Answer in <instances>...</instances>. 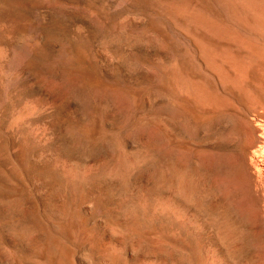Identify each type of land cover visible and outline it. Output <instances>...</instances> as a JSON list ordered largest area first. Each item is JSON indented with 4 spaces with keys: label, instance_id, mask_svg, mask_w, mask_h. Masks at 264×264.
I'll return each instance as SVG.
<instances>
[{
    "label": "rangeland",
    "instance_id": "rangeland-1",
    "mask_svg": "<svg viewBox=\"0 0 264 264\" xmlns=\"http://www.w3.org/2000/svg\"><path fill=\"white\" fill-rule=\"evenodd\" d=\"M0 264H264V0H0Z\"/></svg>",
    "mask_w": 264,
    "mask_h": 264
},
{
    "label": "bare ground",
    "instance_id": "bare-ground-1",
    "mask_svg": "<svg viewBox=\"0 0 264 264\" xmlns=\"http://www.w3.org/2000/svg\"><path fill=\"white\" fill-rule=\"evenodd\" d=\"M184 6H185V5H184ZM186 11H187V10H186ZM262 15H263V14H262ZM252 19H253V18H252ZM262 56H263V55H262ZM119 151H120V150H119ZM119 153H120V152H119ZM121 153H122V152H121ZM119 155H120V154H119ZM123 155H124V154H123ZM126 158H127V157H126ZM117 159H120V158H117ZM122 159H123V158H122ZM120 160H121V159H120ZM120 160H119V162H121ZM123 160H124V159H123ZM125 160H126V159H125ZM128 161H130V160H128ZM114 162L117 163L118 161L116 162V160H115ZM119 162H118V163H119ZM123 162H124V161H123ZM125 162L127 163V160H126ZM130 162H131V161H130ZM121 163H122V162H121ZM131 163H132V162H131ZM114 165H115V164H114ZM116 165H117V164H116ZM119 165H120V164H119ZM119 165H118V166H119ZM126 165H128V164H126ZM130 165H131V164H130ZM120 166H121V165H120ZM111 167H112V166H111ZM121 167L123 168V166H121ZM128 167H129V166H128ZM117 168H118V167H117ZM124 168H125V165H124ZM127 169H128V168H127ZM130 169H131V167H129V169L126 170V172L129 171ZM111 170H113V169H111ZM111 170H110L109 174L112 172ZM113 171H114V170H113ZM115 171H116V170H115ZM117 172H118V170H117ZM112 174H113V173H112ZM124 175H125V174H124ZM122 176H123V175H122ZM183 178H184V177H183ZM180 181H181V180H180ZM191 181H192V180H191ZM181 182H182V181H181ZM181 182H180V183H181ZM184 183H186V182H184ZM194 185H195V184H194ZM185 191H186V190H185ZM197 192H198V191H197ZM195 194H196V193H195ZM183 199H184V198H183ZM226 231H227V230H226ZM222 232H223V231H222ZM218 233H219V232H218ZM63 263H64V262H63Z\"/></svg>",
    "mask_w": 264,
    "mask_h": 264
}]
</instances>
